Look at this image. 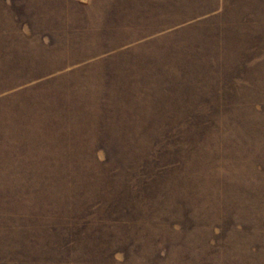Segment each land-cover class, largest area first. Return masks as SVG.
I'll use <instances>...</instances> for the list:
<instances>
[{
	"label": "rangeland",
	"instance_id": "obj_1",
	"mask_svg": "<svg viewBox=\"0 0 264 264\" xmlns=\"http://www.w3.org/2000/svg\"><path fill=\"white\" fill-rule=\"evenodd\" d=\"M0 264H264V0H0Z\"/></svg>",
	"mask_w": 264,
	"mask_h": 264
}]
</instances>
